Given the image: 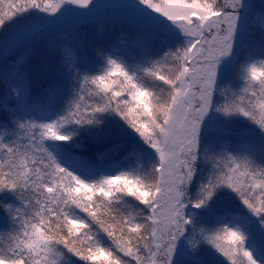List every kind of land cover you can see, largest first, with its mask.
Instances as JSON below:
<instances>
[{"label":"snow or ice","instance_id":"6c2138e0","mask_svg":"<svg viewBox=\"0 0 264 264\" xmlns=\"http://www.w3.org/2000/svg\"><path fill=\"white\" fill-rule=\"evenodd\" d=\"M0 0V264H264V0Z\"/></svg>","mask_w":264,"mask_h":264},{"label":"rangeland","instance_id":"374dc122","mask_svg":"<svg viewBox=\"0 0 264 264\" xmlns=\"http://www.w3.org/2000/svg\"><path fill=\"white\" fill-rule=\"evenodd\" d=\"M123 0H99L101 5L100 12L102 13H112L119 10L120 4Z\"/></svg>","mask_w":264,"mask_h":264}]
</instances>
